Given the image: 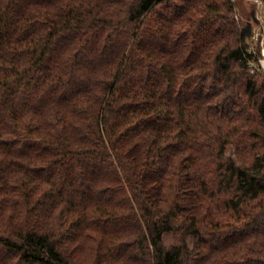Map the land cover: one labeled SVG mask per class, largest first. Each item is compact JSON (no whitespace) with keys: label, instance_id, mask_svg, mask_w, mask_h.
<instances>
[{"label":"trees","instance_id":"trees-1","mask_svg":"<svg viewBox=\"0 0 264 264\" xmlns=\"http://www.w3.org/2000/svg\"><path fill=\"white\" fill-rule=\"evenodd\" d=\"M245 5L0 0V264H264Z\"/></svg>","mask_w":264,"mask_h":264},{"label":"built area","instance_id":"built-area-1","mask_svg":"<svg viewBox=\"0 0 264 264\" xmlns=\"http://www.w3.org/2000/svg\"><path fill=\"white\" fill-rule=\"evenodd\" d=\"M254 5L252 31L248 39L247 51L257 56L248 60L253 73H264V0H247ZM238 18V16H237Z\"/></svg>","mask_w":264,"mask_h":264},{"label":"rangeland","instance_id":"rangeland-1","mask_svg":"<svg viewBox=\"0 0 264 264\" xmlns=\"http://www.w3.org/2000/svg\"><path fill=\"white\" fill-rule=\"evenodd\" d=\"M243 2L246 4L245 6H246V8L247 9H249L250 8V5L252 4V3H250L249 1H247V0H243ZM237 9H238V7H237ZM238 14V18L241 20L242 19V16H241V14L239 13V12H237ZM249 24H251L252 25V19L250 20V23H248V25ZM248 27V26H247ZM232 148H229V150H228V152L227 153H230V152H232ZM172 241V237L170 236V235H167L166 237H165V242L168 244V243H170Z\"/></svg>","mask_w":264,"mask_h":264},{"label":"water","instance_id":"water-1","mask_svg":"<svg viewBox=\"0 0 264 264\" xmlns=\"http://www.w3.org/2000/svg\"><path fill=\"white\" fill-rule=\"evenodd\" d=\"M251 31H252V25L249 24V25H248V32L251 33Z\"/></svg>","mask_w":264,"mask_h":264}]
</instances>
